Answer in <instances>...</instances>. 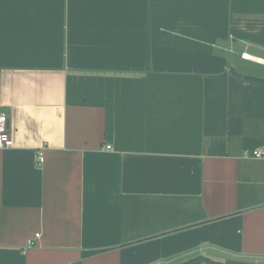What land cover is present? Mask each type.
Here are the masks:
<instances>
[{"label":"crops","instance_id":"0c3cea01","mask_svg":"<svg viewBox=\"0 0 264 264\" xmlns=\"http://www.w3.org/2000/svg\"><path fill=\"white\" fill-rule=\"evenodd\" d=\"M245 47L264 0H0V264H264Z\"/></svg>","mask_w":264,"mask_h":264},{"label":"built area","instance_id":"2783aa9c","mask_svg":"<svg viewBox=\"0 0 264 264\" xmlns=\"http://www.w3.org/2000/svg\"><path fill=\"white\" fill-rule=\"evenodd\" d=\"M249 53L247 52V47H245V50L240 54L241 59L250 61L251 59L249 58ZM254 61V60H253ZM13 144L9 129H8V119L4 114H0V149H5L11 147ZM104 150H110V147L107 146L104 148ZM243 156L245 157H251L255 159H262L264 158V147L254 149L250 152H244ZM38 160L40 162L43 161V154L41 152L38 153ZM39 235L36 234L34 238H38ZM34 245L33 240H28L26 242L25 247L30 248L31 246Z\"/></svg>","mask_w":264,"mask_h":264},{"label":"trees","instance_id":"16d2710c","mask_svg":"<svg viewBox=\"0 0 264 264\" xmlns=\"http://www.w3.org/2000/svg\"><path fill=\"white\" fill-rule=\"evenodd\" d=\"M179 264H220V263L212 261V260L207 259V258L194 257V258L184 260Z\"/></svg>","mask_w":264,"mask_h":264},{"label":"rangeland","instance_id":"374dc122","mask_svg":"<svg viewBox=\"0 0 264 264\" xmlns=\"http://www.w3.org/2000/svg\"><path fill=\"white\" fill-rule=\"evenodd\" d=\"M248 53L252 54V55H256V56H260V57H264L262 54H259L257 52H254L252 49H248ZM246 65H249V63H245Z\"/></svg>","mask_w":264,"mask_h":264},{"label":"bare ground","instance_id":"6f19581e","mask_svg":"<svg viewBox=\"0 0 264 264\" xmlns=\"http://www.w3.org/2000/svg\"><path fill=\"white\" fill-rule=\"evenodd\" d=\"M250 59H251V58H250ZM257 62H258V61H257ZM260 62H263V61L260 60Z\"/></svg>","mask_w":264,"mask_h":264}]
</instances>
